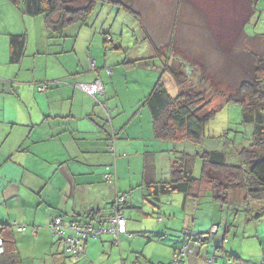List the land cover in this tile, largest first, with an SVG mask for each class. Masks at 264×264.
Returning a JSON list of instances; mask_svg holds the SVG:
<instances>
[{"label": "crops", "instance_id": "1", "mask_svg": "<svg viewBox=\"0 0 264 264\" xmlns=\"http://www.w3.org/2000/svg\"><path fill=\"white\" fill-rule=\"evenodd\" d=\"M260 2L253 0V25H242L246 39H251L250 31L261 22L264 2ZM100 13L104 14L100 17L101 34L121 31L115 24L117 15L111 19L110 9L104 7ZM94 23L78 29L74 38L69 37L73 32L70 27L62 37L47 30L43 17L25 16L10 0H0V227H5L2 236L7 241L6 251L15 249L20 264H169L174 250L185 242L184 230L196 239L216 227V234L182 264H205L211 256L220 263L264 262V216L246 222L240 212L244 193L230 192V206L215 203L219 208H235L234 215L242 214V232L231 240L227 239L228 225L223 231L212 223L208 230L201 231L194 219L192 226L187 224L188 200L197 202L208 193L213 202L211 186L204 182L196 183L188 199L181 194V207L178 203L167 211L160 206L172 194L161 195L158 202L146 198V158L154 182L169 180L158 179L156 160L150 152H144L148 139L139 120L131 133L136 115L144 113L147 121V113L140 107L128 116L133 106L104 111L96 93L79 87L95 81L104 83L100 70L105 65H96L88 48L95 38L91 31ZM263 33L251 37L264 41ZM21 35L25 38L24 55L19 63L11 64V36ZM77 47L87 54L79 57ZM42 85H46V92H37ZM116 115L125 117L124 124H115ZM134 142L142 144V149L133 146ZM137 166L142 168L140 180L137 172L132 174ZM107 174L109 181L104 179ZM121 196L127 199L121 211L127 235L115 236L109 232L113 226L108 219L110 206ZM255 204L254 208L261 206ZM89 214L96 215L91 222ZM58 216L66 225L87 224L95 229L98 220L104 218L107 223L99 228L105 232L86 240L83 257L74 260L64 254L50 231L52 219ZM18 227L24 230L17 231Z\"/></svg>", "mask_w": 264, "mask_h": 264}, {"label": "rangeland", "instance_id": "2", "mask_svg": "<svg viewBox=\"0 0 264 264\" xmlns=\"http://www.w3.org/2000/svg\"><path fill=\"white\" fill-rule=\"evenodd\" d=\"M79 1L82 0H75L76 3L72 7L81 6ZM116 1L130 6L141 19L136 21L123 10L105 5L104 9H110L112 13L111 19L117 15L115 24L120 26L121 31L104 35L99 32L103 26V19L100 17L104 15L99 13L100 5L89 18L88 25L95 22L91 30L95 38L92 44L88 45L92 54L90 59L96 65H105L100 70L104 78V83L100 82L102 90L96 93L101 109L112 111L114 107L120 110L133 106L128 116L140 107L147 113V121L144 119V113L136 115L131 125V133L136 131L139 120L143 129H146L148 139L144 142V152H150L154 161L156 160L158 179H170L174 158H179L182 154L192 156V175L196 180L201 177V154L205 151L223 152L229 166H238L239 153L250 149L253 126L242 123V106L239 103H227L226 100L228 96L238 98L239 84L250 78L248 71L250 73L252 57L249 52L259 49L260 53L264 52V41L251 37L255 33L258 35L259 32H264V9L261 22L250 31L251 39H246L242 25L254 23L253 0ZM263 2L264 0H261L260 4ZM257 10L262 12L258 7ZM97 14L102 15L95 21L94 15ZM76 54L80 57L87 54V51L77 47ZM163 62L174 68L182 65L187 81L185 88L199 92L206 101H210L209 109L206 110H213L214 115L206 123L204 139L198 145L186 141L161 142L153 136L149 111L143 106V100L161 76ZM162 82L171 97L179 94V89L170 76L162 75ZM102 103L106 104V107ZM124 118L123 115H116L115 124L119 125ZM132 145L142 149V144L134 142ZM257 153L264 156V149ZM141 170L142 168L137 166L135 171H132V174H139L137 180L141 178ZM138 189L141 190L140 187ZM203 191L202 188L201 192ZM164 201L166 203H161L160 207L167 211L170 206L178 203L181 207L183 196L178 193L168 195ZM210 201L208 193L197 202L188 200V226H192L193 219L194 225L201 231L208 230L212 223L220 226L223 231L224 225H228L227 239L235 238L237 232H242V214L234 215L235 208L233 211L228 206L219 208L220 206H215V203ZM127 213L134 215L132 211Z\"/></svg>", "mask_w": 264, "mask_h": 264}, {"label": "trees", "instance_id": "3", "mask_svg": "<svg viewBox=\"0 0 264 264\" xmlns=\"http://www.w3.org/2000/svg\"><path fill=\"white\" fill-rule=\"evenodd\" d=\"M10 1L25 16L43 17L47 30L53 34L62 35V37H64V31H68L67 29L71 27L73 32L70 33L69 37L74 38L78 29L88 25L89 18L98 5H100L99 13L105 5H108L110 8L113 6L123 10L136 21L141 19L139 14L133 11L130 6L116 0H82L79 1L81 6L76 8L72 7L76 3L75 0ZM94 16H98V14ZM24 48L25 38L23 35L11 36L9 54L11 64L20 62L24 55ZM154 48L157 51V48ZM249 54L252 57L250 73L247 68L250 78L239 84L238 98L228 96L226 102L239 103L242 106V123L253 126V139L250 149H244L239 153V165L236 167L226 163V155L223 152H203L201 154L203 164L201 177L197 180L192 175L194 166L192 156L182 154L181 157L174 158L175 161L172 163L171 177L168 182H154L152 180V169L149 159L146 158L144 184L148 192L146 198H151V202H158L161 195L173 193H180L185 199H188L192 196L196 183L204 182L211 186L213 202L221 206L232 205L230 192L244 193L240 212L244 215L246 222L257 221L264 216V156H259L257 153L264 149V52L250 51ZM182 67L179 65V67L174 68V66L163 62L162 74L151 89L150 94L143 100V106H146L149 111L153 136L156 140L172 143L186 141L198 145L204 139L206 123L212 118L214 111L206 110L209 109L210 101H206L203 95L199 92H192L191 88H185L187 81ZM164 74L170 76L176 88L179 89V94L175 97H171L164 87L162 82V75ZM110 152L112 153L113 150ZM255 202L261 206L254 208L253 203ZM126 203L125 197V201L120 203V213L125 209ZM111 213L112 205L110 206V216ZM95 217V214H89L87 219L89 218L91 222ZM105 221L104 218H100L96 229H103L99 227ZM4 231L5 227L1 226L0 238L3 241V246L0 264H20L21 260L17 251L13 249L7 252L5 249L7 241L2 236ZM203 237L192 239V241H200L202 244L210 238ZM61 246L64 254L72 258L66 254L65 247L62 244ZM83 255L84 251L81 257Z\"/></svg>", "mask_w": 264, "mask_h": 264}, {"label": "built area", "instance_id": "4", "mask_svg": "<svg viewBox=\"0 0 264 264\" xmlns=\"http://www.w3.org/2000/svg\"><path fill=\"white\" fill-rule=\"evenodd\" d=\"M84 91L89 94L99 93L102 90L101 84L99 81H95L90 85H79ZM46 85L37 87L38 92H44L46 90ZM104 179L106 181L110 180V175H105ZM125 201V197L121 196L116 198L112 204V213L110 216V223L112 228L109 229V232L114 235H127L126 230V221L119 212L120 203ZM51 233L59 239V242L65 247V252L67 255H70L73 259H80L84 251V243L89 239H96L105 231L103 229H95L91 226H83L78 224L66 225L63 222L61 216L54 217L50 223ZM24 228L18 227L17 231H22ZM217 231L216 227H212L210 232L207 233L203 238H209L213 236ZM182 235L185 237V242L172 253L171 261L169 264H182L183 260L192 256L196 248L201 246L200 241H192L189 231L186 229L182 232ZM131 237V235H128ZM3 241L0 238V254L2 253ZM205 264H230V261L220 263L217 258L214 256L208 257L204 261ZM135 264V263H131ZM264 264V262L260 263Z\"/></svg>", "mask_w": 264, "mask_h": 264}, {"label": "water", "instance_id": "5", "mask_svg": "<svg viewBox=\"0 0 264 264\" xmlns=\"http://www.w3.org/2000/svg\"><path fill=\"white\" fill-rule=\"evenodd\" d=\"M215 234H216V233H215ZM215 234H214V235H215ZM214 235H213V236H214ZM211 237H212V236H211Z\"/></svg>", "mask_w": 264, "mask_h": 264}]
</instances>
